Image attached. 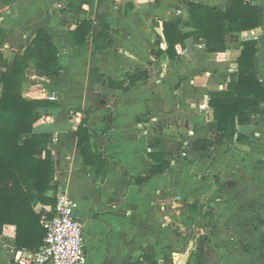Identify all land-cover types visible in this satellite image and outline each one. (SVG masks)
Here are the masks:
<instances>
[{
  "label": "crops",
  "instance_id": "1",
  "mask_svg": "<svg viewBox=\"0 0 264 264\" xmlns=\"http://www.w3.org/2000/svg\"><path fill=\"white\" fill-rule=\"evenodd\" d=\"M72 1L0 0V27L5 30L0 50L12 60L40 29L49 30L59 50L61 76L31 68L24 78V96L55 95L62 104L42 112L35 130L52 134L49 148L58 188L49 196L64 188L80 202L85 264L133 259L148 264V254L160 264H200L203 238L204 264H264V114L239 126L246 135L242 141L235 137L205 153L193 147L198 139L214 138L208 126L213 111L202 104L208 103L205 97L211 91L227 87L244 40L258 41L256 66L264 85V0H252L261 25L230 34L225 52H208L204 39L190 38L177 46L175 59L166 53L163 23L180 16L190 20L188 0H82L76 2L81 11L69 7ZM191 1L220 9L232 2ZM83 19L92 21L93 28L77 46L70 31ZM107 30L113 45L99 54L97 46L105 43L100 33ZM138 72L147 76L131 82ZM101 90L109 101L100 97ZM121 90L126 93L118 97ZM107 106L115 110L111 130L103 121ZM81 107L94 108L83 119H89L95 150L111 158L105 175L94 171L98 178L82 158L77 135L82 118L77 122L73 113ZM125 118L132 127L119 125ZM96 119L103 134L94 132ZM151 152L165 154L170 166L144 184L122 177L113 165L127 168L132 176L150 174L156 164ZM50 205L36 202L34 207L40 213ZM11 247H16V227L8 225L0 235V264H15L6 255Z\"/></svg>",
  "mask_w": 264,
  "mask_h": 264
},
{
  "label": "trees",
  "instance_id": "2",
  "mask_svg": "<svg viewBox=\"0 0 264 264\" xmlns=\"http://www.w3.org/2000/svg\"><path fill=\"white\" fill-rule=\"evenodd\" d=\"M74 0L69 7L81 11ZM187 12L190 20L180 16L176 21H164L163 27L168 42L166 53L170 59L179 56L177 46H185L192 38L195 41L204 39L206 51L218 53L228 49V36L253 30L261 25L259 9L252 0H232L226 9L187 1ZM93 22L80 20L77 27L70 31L75 45H82L90 36ZM5 30L0 27V44ZM105 39L97 51H102L113 45L111 31H101ZM238 56L237 68L229 75L227 87L216 89L209 93L208 104L213 111V120L208 123L212 129L213 139H198L193 143L196 151L205 153L212 147L221 146L245 139L246 135L239 132V126L250 125L257 115L264 114V85L256 66L259 44L255 39L242 42ZM23 52L15 54L12 60L5 57L0 50V235L6 226L16 227V248L34 250L39 248L46 231L40 224L41 214L36 211V202L53 205L56 196L49 192L58 188L55 181V161L49 148L52 134L37 132L35 124L41 114L49 113L52 107H62V104L51 99H27L24 96V78L31 68L60 77L62 66L59 62V50L48 29L38 30ZM104 56H101L100 68L104 66ZM147 76L144 72L134 73L130 81L135 83ZM107 77V74H105ZM112 86V83H111ZM114 86V83H113ZM100 89V88H99ZM100 97L109 101L106 92H100ZM43 112V113H42ZM44 113V114H45ZM142 119L139 117L138 121ZM111 130L114 124L113 110L103 117ZM87 119H82L77 129L81 140L83 162L94 173H107V163L111 158L98 153L92 143V134L87 126ZM156 142V140H155ZM155 159L152 172L143 176H132L127 168L116 164L122 177L136 184H144L151 176L169 168L170 162L165 160L161 152L149 153ZM95 174V173H94ZM98 178L99 174H95ZM204 239H201L200 264H204ZM264 247V239H263ZM148 264H160L155 256H144ZM126 264H142L140 260H129ZM190 264V261L189 263Z\"/></svg>",
  "mask_w": 264,
  "mask_h": 264
},
{
  "label": "built area",
  "instance_id": "3",
  "mask_svg": "<svg viewBox=\"0 0 264 264\" xmlns=\"http://www.w3.org/2000/svg\"><path fill=\"white\" fill-rule=\"evenodd\" d=\"M49 99L57 98L51 95ZM202 109L209 110V104H202ZM80 209V202L64 188H59L55 203L40 212V224L46 231L42 245L34 250L9 248L14 263L85 264L87 239L79 216Z\"/></svg>",
  "mask_w": 264,
  "mask_h": 264
},
{
  "label": "rangeland",
  "instance_id": "4",
  "mask_svg": "<svg viewBox=\"0 0 264 264\" xmlns=\"http://www.w3.org/2000/svg\"><path fill=\"white\" fill-rule=\"evenodd\" d=\"M30 73V72H29ZM29 73H28V75H29ZM99 88H103V87H99ZM98 88V89H99ZM95 88L94 87H90V89L89 90H91L90 92L94 95L96 92H95V90H94ZM85 90H87V89H84V91ZM49 93H51V92H49ZM126 92L124 91L123 92V90H121V91H119V95H118V97H120L121 95H124ZM97 94H98V92H97ZM99 95H100V93H99ZM114 95V94H113ZM95 96V95H94ZM110 105L111 106H113V104H111L110 103ZM110 111V108H108V106H107V109H106V111H105V114H107L108 112ZM113 111H115V110H113ZM91 112H94V108H91V107H85V109L83 108V107H81V108H77V109H73V113L74 114H77L75 117H76V120H77V122H79V120L82 118H84L82 115H83V113H91ZM120 113H121V111H120ZM118 115H120V114H118ZM101 119V118H100ZM100 119H96V120H94V125H93V127L94 128H96L97 129V131H94V132H96L97 133V135H98V132H101L102 134H103V132L101 131V129H99V124H100ZM131 120L133 121V117H131ZM87 121H89V119L87 120ZM119 125H121V126H124V127H132V123H131V121H130V118H125V121H123L122 123L121 122H119ZM99 137V136H98ZM56 172V171H55ZM111 195H110V193L108 194V197H110ZM88 245H89V243H88ZM9 250V249H8ZM8 250L6 251V255L8 256V254H9V252H8Z\"/></svg>",
  "mask_w": 264,
  "mask_h": 264
}]
</instances>
